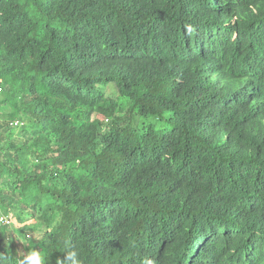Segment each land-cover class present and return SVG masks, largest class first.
<instances>
[{
    "label": "trees",
    "instance_id": "16d2710c",
    "mask_svg": "<svg viewBox=\"0 0 264 264\" xmlns=\"http://www.w3.org/2000/svg\"><path fill=\"white\" fill-rule=\"evenodd\" d=\"M0 209V264H264V0H0Z\"/></svg>",
    "mask_w": 264,
    "mask_h": 264
},
{
    "label": "clouds",
    "instance_id": "9594fccd",
    "mask_svg": "<svg viewBox=\"0 0 264 264\" xmlns=\"http://www.w3.org/2000/svg\"><path fill=\"white\" fill-rule=\"evenodd\" d=\"M14 123L22 124L20 121H14ZM12 212H8L7 215H11ZM7 215L4 214V210L0 209V218L7 219ZM24 225H21L23 227ZM0 259H5L4 253L0 252ZM16 264H45L44 257L41 252L36 248H31L27 254H18L16 258ZM57 264H82L80 254L76 249H67L63 253L62 257L57 258ZM146 264H152V262L146 261Z\"/></svg>",
    "mask_w": 264,
    "mask_h": 264
},
{
    "label": "rangeland",
    "instance_id": "374dc122",
    "mask_svg": "<svg viewBox=\"0 0 264 264\" xmlns=\"http://www.w3.org/2000/svg\"><path fill=\"white\" fill-rule=\"evenodd\" d=\"M11 220H12V224H13V226L12 227H14V228H17V227H20L21 225H23V224H20V223H18L17 222V220L15 219V217L14 216H12L11 215ZM33 222V220H28V221H26L24 224H27V223H32ZM10 234H11V236H16V234L13 232V231H11L10 230ZM34 234L33 233H31V236H33ZM17 237V236H16ZM20 240H22V238H20ZM19 253V252H18Z\"/></svg>",
    "mask_w": 264,
    "mask_h": 264
},
{
    "label": "built area",
    "instance_id": "2783aa9c",
    "mask_svg": "<svg viewBox=\"0 0 264 264\" xmlns=\"http://www.w3.org/2000/svg\"><path fill=\"white\" fill-rule=\"evenodd\" d=\"M14 125H16V123H14ZM11 215H7V219H2L0 218V223H11Z\"/></svg>",
    "mask_w": 264,
    "mask_h": 264
}]
</instances>
